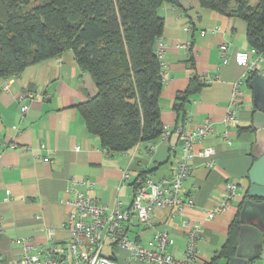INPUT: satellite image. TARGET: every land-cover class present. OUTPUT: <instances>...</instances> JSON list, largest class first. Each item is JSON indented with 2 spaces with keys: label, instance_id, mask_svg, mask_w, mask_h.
<instances>
[{
  "label": "crops",
  "instance_id": "1",
  "mask_svg": "<svg viewBox=\"0 0 264 264\" xmlns=\"http://www.w3.org/2000/svg\"><path fill=\"white\" fill-rule=\"evenodd\" d=\"M159 15L164 19V28L155 49L162 44L166 52V75L159 99L162 125L174 133L179 126L192 131L209 124L215 133L193 143V169L185 185L192 205L185 210L184 219L201 230L197 248L206 264L226 241L236 216L247 224L253 220L250 215L242 217L241 210L248 172L255 160V134L239 130L250 127L252 122L253 96L246 81L254 74L264 77V61L260 65L263 74L251 72L246 78V68L233 62L221 66L222 43L231 55L251 48L246 40V25L237 17L205 9L197 0L165 3ZM193 76L207 84L190 96L182 123L174 105ZM6 82L8 90H3ZM236 90L242 94L241 105L236 110L235 125L227 127L225 117ZM96 92L91 76L81 71L72 51L32 65L1 83L0 264H18L26 244L44 250L67 242L71 237L67 227L69 201L75 191L106 207L115 206L119 199L126 208L134 188L121 183L124 170L133 180L142 171H149L154 180L172 173L181 149L174 134L166 140L158 139L149 154L144 143L137 150L120 154L107 153L101 147L86 130L76 108ZM22 105L28 106L24 115ZM206 148L213 150L211 166L208 158L198 155ZM73 179L78 182L75 186L71 185ZM229 180L236 181L242 192L224 210L213 212L223 201L224 184ZM165 215V211H155L156 223L146 227L132 214L127 232L148 242L154 230L166 229L172 240L170 253L182 259L187 244L185 228L179 217L166 223ZM237 247L239 256L234 259L264 264L262 245L254 230L245 229ZM230 260H220L218 264H230ZM119 264L139 263L124 258Z\"/></svg>",
  "mask_w": 264,
  "mask_h": 264
},
{
  "label": "trees",
  "instance_id": "2",
  "mask_svg": "<svg viewBox=\"0 0 264 264\" xmlns=\"http://www.w3.org/2000/svg\"><path fill=\"white\" fill-rule=\"evenodd\" d=\"M179 0H0L1 83L28 67L72 51L97 92L76 108L88 133L110 154L156 142L163 132L160 95L163 66L155 49L162 36L160 7ZM205 9L241 19L246 40L264 57V0H197ZM192 66V65H191ZM246 81L249 86L250 80ZM207 83L193 76L174 105L185 122L190 96ZM240 132L253 133L252 127ZM140 178L149 171L139 172ZM241 222L206 264L236 256Z\"/></svg>",
  "mask_w": 264,
  "mask_h": 264
},
{
  "label": "built area",
  "instance_id": "3",
  "mask_svg": "<svg viewBox=\"0 0 264 264\" xmlns=\"http://www.w3.org/2000/svg\"><path fill=\"white\" fill-rule=\"evenodd\" d=\"M201 34L204 35V32ZM219 51L221 66L233 62L239 67L246 68L245 78L251 72L263 74L260 65L264 61V57L256 49L250 48L247 51H238L231 55L228 53L227 45L222 43L219 46ZM165 53V47L159 44L157 56L163 66V83L166 75ZM2 89L8 90L7 82ZM241 99V92L236 90L225 117L227 127L235 125L236 110L241 105ZM27 110L28 106H21V114L24 115ZM173 134L181 142V149L169 176L154 180L148 175L145 178L139 177L133 180L131 174L124 170L121 174V183L130 184L134 188L132 199L126 208L122 207V202L119 199H117L115 206L106 207L100 205L96 199L80 191H75L69 201L71 209L67 222L71 235L69 240L65 243L50 245L44 250L26 244L18 264H119L124 258L139 264H203L197 248V241L202 237L201 230L199 226L190 225L184 219L185 210L192 205L191 193L187 191L185 185L193 169V143L206 136H214L215 133L209 124L192 131L179 126L174 133L167 126H163V132L159 139L166 140ZM141 144H137L135 149H139ZM144 144L145 151L149 154L155 142ZM198 155L208 158V165H212L214 160L212 159L213 150L211 148L204 149ZM82 183L89 185L88 181ZM77 184L78 182L74 179L71 180L72 186ZM241 192L242 189L236 181H226L224 199L213 212L224 210L228 202L236 199ZM155 211L166 212V223H171L175 217L181 219L187 238L182 259H175L170 253L169 247L172 240L169 231L166 229L154 230L148 242H142L136 237L129 236L127 226L131 222L132 214L136 215L141 225L151 227L156 223L154 220L156 218L153 217ZM105 247L108 253L104 252ZM1 260L0 257V262Z\"/></svg>",
  "mask_w": 264,
  "mask_h": 264
},
{
  "label": "water",
  "instance_id": "4",
  "mask_svg": "<svg viewBox=\"0 0 264 264\" xmlns=\"http://www.w3.org/2000/svg\"><path fill=\"white\" fill-rule=\"evenodd\" d=\"M249 89L253 96L252 122L251 126L255 134V146L252 151L255 160L248 172V187L245 191L246 198L241 210V216L250 215L253 220L251 224L241 222L240 237L245 229L256 232L262 245L261 258L264 259V77L255 75L249 82ZM252 221V222H251ZM238 247L236 257H238ZM231 258L230 264L238 262L246 264V261Z\"/></svg>",
  "mask_w": 264,
  "mask_h": 264
},
{
  "label": "rangeland",
  "instance_id": "5",
  "mask_svg": "<svg viewBox=\"0 0 264 264\" xmlns=\"http://www.w3.org/2000/svg\"><path fill=\"white\" fill-rule=\"evenodd\" d=\"M104 252H105V253H108V251H107V248H106V247L104 248ZM109 252H110V251H109ZM122 253H124V252H122Z\"/></svg>",
  "mask_w": 264,
  "mask_h": 264
}]
</instances>
